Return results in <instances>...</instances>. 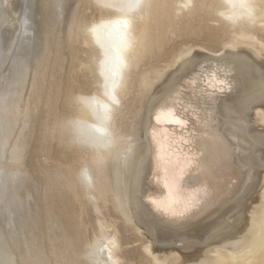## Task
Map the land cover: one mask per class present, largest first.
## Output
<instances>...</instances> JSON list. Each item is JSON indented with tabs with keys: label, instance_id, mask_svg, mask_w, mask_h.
<instances>
[{
	"label": "bare ground",
	"instance_id": "bare-ground-1",
	"mask_svg": "<svg viewBox=\"0 0 264 264\" xmlns=\"http://www.w3.org/2000/svg\"><path fill=\"white\" fill-rule=\"evenodd\" d=\"M17 1L0 0V44L5 37V34H1L4 30V33L10 35L13 41L7 47L0 45V50H6V52L3 51L5 53L0 52V69L3 68L1 63L7 60L9 48L13 47L23 23V18L20 19V10L16 7ZM52 1L54 0H42L45 2L46 8ZM97 1L100 8L102 6L111 8V11L102 13L98 20L92 23L90 21L91 24L87 30L90 33V39L102 53L98 65L102 86L99 91L86 95L80 94L77 97L78 109L73 116L66 118L63 114L64 116L61 115V118L57 117L60 115L57 103L61 98L63 85L61 82L60 86V81H62L60 77H63V72L60 70L65 67L64 64L66 65L67 54L64 50L70 43L68 46L66 45L67 38L66 41L62 38L52 39L50 22L45 23L47 26L45 25L46 31L43 32L46 35L45 38L43 37L45 39L43 49L37 52L32 60L30 58V63H28V55L25 58V54L21 55L19 49L12 59L9 73L5 75L0 73V119L5 122L4 127L2 126L3 133H0L1 264H12V262L17 264H88V259H92L93 264H126L128 260H126V256L129 254H125L126 249L125 252L121 250L123 245V239L120 236L121 229L119 230L121 226L119 227L115 220L106 216V212L110 210L109 202L113 203L114 209L124 214L125 221L131 224L133 232L139 226H146L144 227L147 228L145 231L151 238L150 241L153 240V244L144 242L145 236L142 235V240L144 239L142 247L147 259L151 262L156 261L158 264H264V193H258L252 204L249 203L250 206H247L248 209L243 218L245 223L240 227L241 229L238 227L240 234L235 230L238 232L236 236V232H234V235L231 233L232 237L226 236V240L222 236L221 239L225 241L219 238L221 242L216 243V246L219 245L220 248L226 250L216 254H214L216 246L214 244L212 248L213 244H209L210 242H207L205 247H202V244L200 247L198 245L200 249H195L192 253L185 252L184 246L177 244L163 246V249L160 250L154 245L156 244L154 241L156 233L153 235V230H155L153 228L159 224L157 223L153 227L154 225L151 226L150 222L154 221L149 220V223L147 221L148 215L153 216V220H158L167 227L166 230L172 231L181 227H195L201 221L209 222L213 216L221 212L225 213L224 211L227 209L231 208L229 211L234 210L233 212H235L234 206L237 204L236 201L239 199L242 188L250 180L252 181L255 175L258 176L254 178V180L256 178L258 180L255 185L258 187L264 185L263 180L260 181L259 170H255L257 166L255 167V163L252 161L253 153L262 146L264 148V120L262 119L264 118V63H261L263 61L259 59L255 50L247 51L244 48H239V52L211 50L210 53L207 51L195 53L196 49L193 51L195 54L191 57H188V52H184L178 57L177 55L189 42H185L187 44L181 47L184 45V41H182L183 44L178 45L181 47H178L180 51L175 52L176 47L175 49L172 47L174 52H170L165 58L159 59L158 62L139 74V85H137L139 91L144 92L148 86L155 91L153 94L148 89L153 94L154 100L152 98V108L149 107L151 108L149 120L145 126L142 125L144 130L139 131L141 126L138 129L133 128V130V126L129 125L120 132L119 136H113L110 122L113 104L118 102L119 89L126 86L130 71L132 72L131 69L138 66L141 57L146 53L148 44L152 42L154 34H151L149 24L158 6L163 7V16L168 18V22L164 25L168 34L170 32L176 34L175 27L180 29L179 21H182L183 17L200 16V12L207 8L209 12L222 14L232 23L234 30L227 40L230 44L229 49L236 48L238 44L251 45L257 48L256 51L259 55H264V34H259V29H264V0H139L137 7H131L137 3V0ZM42 4L44 5V3ZM52 9H54L53 6ZM26 17H24V21L28 19V17L25 19ZM32 21L34 23L33 19ZM71 22L74 24L73 21ZM190 26L191 24L187 23V28ZM74 28L76 29V27ZM21 33L23 34V32ZM27 34H30V30L27 31ZM75 35L73 36L75 37ZM19 37L22 36L19 35ZM71 39L73 40V38ZM70 46L72 47V42ZM165 51L168 52L169 49ZM24 52L26 53V51ZM68 59L70 60V58ZM162 67L165 68L162 70ZM160 68L162 71L159 70ZM68 79L64 78V81L67 82ZM163 82L165 85H162ZM63 87L67 89L66 85ZM65 89L64 91H66ZM63 96L65 98V94ZM64 102L62 101V104ZM163 106L174 108L186 121V126H158L154 117ZM62 108L61 113L63 112ZM134 108L136 109L134 114L138 117L140 108L138 111V107L134 106ZM40 111H43L41 113L46 114V117L52 115L55 121L54 126L51 125L53 127L46 123V120L41 123L42 127L39 125L42 128L39 131L40 140L47 142L56 138L60 145L71 133L73 141L81 142L83 146L95 149L90 156V165L80 166L79 164L80 168L77 166V172L74 170L76 176H73V179L65 175V170L61 168L60 161L55 157L53 158L54 166L42 164L35 168L39 175L35 174L31 170L32 166L29 168L27 166L29 163L25 162L26 156L32 153L33 149L30 150V148H35L30 147L31 143L36 141V138L32 141V127L38 112L41 115ZM41 116L39 120L42 121ZM46 117L44 119H47ZM68 119L71 121L70 123H68ZM13 123L19 125L18 130L12 128ZM122 123L124 122L122 121ZM138 123L135 124L138 125ZM37 124L40 123L37 122ZM55 132L56 136H53ZM154 135L157 138L155 140ZM162 136L176 146L177 156L181 158V163H183L184 157L190 158V163L184 166L181 187L174 198L177 202L170 210L160 207L163 201L169 200L163 187V171L158 160V141ZM53 140L56 144L55 139ZM43 144L40 143L39 148L47 153L46 149L50 144L45 146ZM51 144L53 145V143ZM32 146L34 145L32 144ZM28 148L31 152L29 154ZM36 149L38 150V148ZM49 152L52 151L49 149L48 155L45 154L46 157L51 155ZM110 155L115 159L117 157L125 159L120 161L121 163L114 161L115 164L111 166L108 164L109 161L106 162ZM3 159H5L4 162ZM133 161L139 162L138 168L136 167L139 174L136 178L137 184L131 187L133 166L131 163ZM102 162H105L106 165L101 164ZM66 170L68 172V169ZM67 174H72V172ZM135 175L137 176V174ZM79 183L83 185L82 195L75 191L76 185L79 186ZM249 186L251 185L249 184ZM40 187L43 188L41 191L43 193L38 191ZM251 187L250 189H252ZM37 191L43 195L37 194ZM67 191H72L75 194L74 199L77 201L81 196L89 197L99 213V216L95 218L99 229L95 233L94 244L89 250H83V247L80 249L79 245L81 244L78 242L82 241L83 237L81 238L80 234L83 230L82 226L78 228L75 226L82 222L81 216L84 210L78 209L80 213H77L78 221L77 223L73 222L74 226L69 223L74 220V217L72 209L69 208L72 206L68 207L67 201L64 203L63 193ZM247 194L244 193L245 196ZM245 201L250 200L248 198ZM188 202H192V205L186 207ZM237 209V212L241 211V209ZM253 219L256 220L257 225H255L256 223L252 224ZM135 221H139L138 227L137 223L132 225ZM223 221L221 220L220 223ZM209 226L212 228L211 225ZM231 226L233 225L231 224ZM224 230L226 229L224 228ZM163 231L165 230L163 229ZM229 231L231 232V230ZM228 232L223 234H228ZM195 236L194 238H197L198 234ZM198 239L202 240V238ZM209 247L211 248L209 249Z\"/></svg>",
	"mask_w": 264,
	"mask_h": 264
},
{
	"label": "rangeland",
	"instance_id": "rangeland-1",
	"mask_svg": "<svg viewBox=\"0 0 264 264\" xmlns=\"http://www.w3.org/2000/svg\"><path fill=\"white\" fill-rule=\"evenodd\" d=\"M58 1L59 0L52 1L53 4L50 2L52 4V6H53L54 9H52V6L50 4L49 7L47 6L48 9L50 8L49 10L45 7V2H42V0H20V1L18 0L17 1L16 7H18V10H20L19 11V13H21L20 19L23 18V21H22L23 23L21 24L20 30H22V29L23 30L22 31L19 30L18 35L15 38V43H14L13 47L11 46V48H9L8 56L6 58L7 60L4 61L3 63H1V64H3V68L0 69V73H2L3 75L9 73V67L12 65V61H13L12 59L16 55V51L19 50V49L21 50V55L25 54V56L23 55L25 58L28 55V57H27V58H29L28 59V63H30V61L32 60V57L35 56L37 54V52H39V51H41L43 49L42 47H43L44 40H45L44 39L45 38L44 36H46L44 34L45 31H46L45 25L47 26V24H45V23L50 22L51 26H49V27H51V30H52V32H51L52 33V36H53V37L51 36L52 39H54V38H56V39L60 38L61 39L62 38L63 40L66 41V38H67L68 39L67 40L68 42L66 41V45L67 46H68L69 43H70L69 44V46H70L71 45V42H72V47L71 46L70 47L68 46V47H66L67 51H65L66 49L64 50V52L67 54V56L65 58L66 61L64 60L66 62V65L64 64L65 67H63L60 70V72H63L64 73V74L62 73L63 77L62 76L60 77V74H59V77L62 79V81H60V86L62 84L67 86V89H65L66 87H63V85L61 87L62 88V91H61L62 94H63V92H66V93H64L65 94V98L63 96L64 94L63 95L61 94L62 96L60 95L61 98L58 100V103H57V106L59 107V110L58 111H60V113H59L60 115H58L57 117L58 118H61L60 117L61 115L62 116L65 115L64 117L69 118V117L73 116L76 113L77 109H78L79 102H78L77 97L80 94L86 95V94L93 93L95 91H99L101 89V86H102V84H101L102 81L101 80H102V78L99 75L98 65L100 63L99 60L102 57V53H101V50L99 49V47H97L96 44L90 39V33L87 30H88V26L93 21L98 20L100 18L99 16L102 13H106V11H111V8L108 7V6H102L100 8L99 3H98L97 0H82V1L81 0H60L59 3H58ZM96 1H97V3H96ZM18 2H19V4H18ZM14 3L16 4V2H14ZM42 3H44V5ZM54 3H55V5H54ZM15 4H13V5H15ZM22 5H23V7H22ZM42 5H43V8H42ZM13 7H15V6H13ZM55 7H57V8H55ZM157 8L158 9H156V12L153 14V17H151L150 24H149L150 25V32H151V34L152 35L154 34L153 35L152 42L148 44L146 53L141 57V62L138 64V66L137 67H133L131 69L132 72L130 71V77L128 79V82H127L126 86L123 87L124 89L123 88L122 89H119L118 102H116V104H113L114 105V108L111 110V115L112 116L110 118L111 119L110 122H111V129H112L113 136H119L120 135V132L123 129H125L126 127H129V125H130V127L133 126L132 129L133 128L134 129H136V128L138 129L141 126L139 128V131L142 132L144 130L145 123L149 120V118H148L149 117V112H150V110L152 108V105H153L152 104L153 103V100H154L153 94H154L155 91H153V89L149 88V86H148V88L145 87L146 89L144 88L145 89L144 92L139 91V89L137 87V85H139V83H138L139 82V78H140V75L139 74H140V72L147 70V68L150 67L152 64L158 62L159 59L161 60L162 58H165L166 55L169 54L170 52L171 53L174 52L175 47H176L175 52L176 51H180L179 48H181V47H183V46H185L187 44L185 42H188L189 41L188 42V45H186L185 48L183 47V49L177 55L178 57L181 54H183L184 52H188V54L190 55V56L188 55V57H191V55H194L196 52H199V51H207V52L210 51L211 52V50L212 51H217L218 50L220 52V50H231L232 52H235V51L236 52H239L240 51L239 48H244L247 51L249 49L250 50H252V49L255 50V53L258 55L259 59L262 60L263 62H261L260 60L259 61L261 63H264V55H262V54L259 55L258 51H256L257 48L254 47V46H251V45L248 46V45H245V44H238L237 47L235 46L236 48H232L233 50L232 49H229L230 44L227 42V40H229V38H230L229 36L231 35V32H233L234 28L232 26V23L229 21V19H227L222 14H215L213 12H209V10L207 8H205L203 12H200V14H201L200 16H196L195 15L194 17H192L190 15V16H187V17H183L182 21H179L180 29L175 27L176 34H171V32L168 34L167 33V29H165V27H164L165 23L168 22V18L165 17V16H163V11H162L163 10V7L162 6H160V7L158 6ZM24 11H26V12L24 13ZM57 11H58L59 14L57 13ZM72 11H73V13H71ZM22 13L24 14V16H23ZM29 15H30V17H29ZM26 16L28 17V19H27ZM68 16H70V17H68ZM24 17H26L25 19H27V20L24 21ZM47 17H49V18L47 19ZM77 17H78V19H77ZM29 19H31V20H29ZM32 19L34 20V23H33ZM71 21H73L74 24ZM90 21H91V23H90ZM214 21H215V23H213ZM75 23H76L77 26L75 25ZM187 23L191 24V26L189 28H187ZM23 24H25V25L23 26ZM48 25H49V23H48ZM54 25H55V27H54ZM22 26H23V28H22ZM74 27H76V29ZM29 30H30V34H27V31L29 32ZM4 31L1 32V34H5V37H4V40L1 41V44L0 45H3L5 47H7L8 44L10 46L13 41H12V38L10 37V35H8L6 32L4 33ZM32 31H34V32H32ZM74 31H75V33H74ZM21 32H23V34ZM31 32L34 33V34H32ZM260 33H261V35H263L264 34V29L263 30L262 29H259V34ZM57 34H59V35H57ZM19 35L22 36V37L24 36L23 38L25 40L22 37H19ZM73 35H75V37ZM164 36H166V37H164ZM27 37H30V38H28L30 41L27 39ZM32 37H34V38H32ZM71 38H73V40ZM19 39H20V41H18ZM26 39H27V41H26ZM56 39H54V40H56ZM209 40H210V43H209ZM21 41H23V42H21ZM180 41H181V43H180ZM182 41H184V45L181 46V44H183ZM219 41L222 42L223 44L220 43ZM194 42H195V45H194ZM200 43H202L204 45L207 44V45L204 47V45H202V44L200 45ZM212 43L214 44V46H213ZM208 44H209V46H208ZM215 44L217 45L216 46V49H215ZM21 45H22V47H21ZM178 45L181 46V47H179ZM208 47H209V49H208ZM222 47H223V49H222ZM15 48H16V50H15ZM24 48L27 49V50H25ZM68 48H70V50H68ZM167 49H169L168 52L165 51ZM1 50H0V52H2V53H5L6 52L5 49H3L2 51ZM3 51H5V52H3ZM24 51H26V53ZM193 51H195V53ZM67 52H69V53H72L73 52V53L70 55ZM68 55H69V57H68ZM30 58H31V60H30ZM68 58H70V60ZM8 59L10 60L11 63L9 62ZM164 68L165 67H162V70ZM159 70L162 71L161 68ZM66 73H67V75H66ZM64 75H66V76L64 77ZM64 78H65V80L68 79V81L67 82L64 81ZM263 80H264V78H263ZM61 82H62V84H61ZM163 84H164V82L162 83V85ZM162 85L159 86V88L160 87L162 88ZM63 88L66 91H64ZM125 88H126V90H125ZM148 89H150V91L153 94ZM67 90H69V91L67 92ZM62 97H63V99H62ZM152 98H153V100H152ZM61 100L63 102L65 100V102L67 101L68 103L67 102L66 103L64 102L62 104V101ZM148 102H150V103H148ZM118 103H120V104H118ZM136 105H138V106H136ZM134 106L135 107H138L137 111L140 108V110L138 111L139 112L138 117H136V115L134 114L135 113L134 110H136L134 108ZM150 106H151V108H149ZM61 108H62V111H63L62 113H61ZM66 108H67V110L64 111V109H66ZM130 108H132V109H130ZM58 111H57V114H58ZM41 112H43V111H40V113ZM70 113H71V115H70ZM43 114L44 113H41V115H42L41 116L39 114V112H38L37 117L35 119L36 120L37 119L39 120V118L41 116L42 117V121H41V119L39 121H36L35 120L34 123H33V127H32L33 129L31 128L32 129V138H33L32 141L35 138H36L35 139L36 141L34 143L32 142L31 143V146H30V147H35V148H30V147L29 148H30V150L33 149V150H31L32 153H34V151H36V152L34 153L33 156H31L32 153L30 152V150L28 148V151H29L28 154L29 153H31V154L29 155L30 158H29V156H26L25 162L26 163H29V164H27V166H29V168L32 166L31 167V170H33V172L35 174L37 173L39 175V173L36 172L37 170L35 168H38L39 166H42V164L43 165H46V166L49 165L51 167H52V165L54 166L55 164L53 163V158L55 157V158H57L60 161L61 168L64 169L65 172H66L65 175H67L68 177H70V178L73 179L76 176L74 174V170H75V172H77V169H76L77 166L80 168L81 165H90L89 164L90 163V156H91L92 152L95 151V149L94 148H91L90 149V148H88L86 146H83L81 144V142L73 141L72 138H71L72 137L71 133L68 134L66 140L62 144H60V145L58 144V141H57L56 138H52V139L48 140L47 142H49V143L40 140L41 139V136H39V133H40L39 131L42 129V128H40V126L42 127V124L41 123L44 122L45 120H46L45 122L46 123H49L50 126L55 123L54 117L52 115H51L52 116L51 117L47 113L49 116L46 117L47 115L46 114L43 115ZM38 115H39V117H38ZM43 116L46 117L47 119H44ZM262 119L264 120V118H262ZM122 121L124 123H122ZM2 122H3V119H0V124ZM37 122L40 123V124H37ZM70 122L71 121L68 119V123H70ZM134 122L136 124L138 122L139 123H138V125H136ZM4 124H5V122H3L0 125V133L1 134L3 133V130L2 129L4 127ZM122 124L124 126L125 125L126 126L124 127ZM142 125H144V126H142ZM11 126L15 130H18V128H19L18 127L19 126L18 124L16 125V124L13 123ZM53 126H51V127H53ZM36 127H38V128H36ZM34 130H35V132L33 133ZM36 133H38V134H36ZM36 135H38V136H36ZM53 136H56V132L53 134ZM37 139H39L38 142H37ZM53 139H55L57 146H56V144H55V142H54ZM39 142L41 144H43L45 142L43 144L44 146L50 144V145H48L49 148L46 149L47 150V153H46L45 150H43V151H42V149L40 150L39 147L41 145H39L40 144ZM51 143H53V145ZM138 143H139V141H138ZM32 144L34 146H32ZM55 146H56V148H55ZM36 148H38V150ZM49 149H50V151H52V152H49V155L50 154L51 155L48 156V157H46V155H48ZM263 149H264L263 146L260 147V149L257 151L258 153L257 152L253 153V157H252V161L255 163V167L257 166L255 170H259L260 181L263 180L262 182H264V168H263V166H264V164H263L264 163V157H263L264 156V152L263 151L264 150ZM37 151L38 152L40 151V152L38 153ZM259 152L260 153L262 152V153L260 154ZM260 155H261V157H260ZM51 156H52V158H51ZM44 157L45 158H48V159H45ZM257 157H258V159H257ZM31 159L33 160L34 163L32 162ZM114 159H115V157H112L110 155V156L107 157L106 162H108V161L110 162L111 161L112 164L109 163V162H108V164H110L112 166L116 162L121 163L120 161H122L125 158L123 157L121 159L120 157H117V159H115V160ZM4 160L5 159H3L2 161L4 162ZM114 161H115V163H114ZM85 162H87L88 164L85 163ZM133 163H131V165H133L135 168L132 166V181H131V187H133L134 184L135 185L137 184L136 183L137 182L136 181L137 180L136 178L138 177V174H139V172H138L139 170L136 169V167L138 168V166H139L138 165L139 162L137 163V161L136 162L133 161ZM79 164H80V166H79ZM101 164L106 165L105 162H102ZM260 164H263V165H260ZM261 168H263V169H261ZM66 169H68V172H70V173L72 172V174H67L68 172H67ZM134 170L137 171L138 173L135 172ZM135 174H137V176ZM71 175H72V177H71ZM256 176L257 175H255L253 177L252 181L250 180L247 183V185L242 188L241 194L239 195V199L236 201L237 204H236V206H234L235 207V212H233L234 210L230 212L229 210H231V208L230 209H227V211H224L226 214L223 213V212H221L220 214H217L216 216H213L212 218H210L209 222L206 221L204 223V222L201 221V223L199 222V224L196 223L198 225H196L195 227H191V226H189V227L188 226L187 227H181L180 229H177L179 231H177V230H173L172 231V230H169V229L166 230L167 229L166 226H164L162 223H160L156 219L153 220V218H152L153 216L150 217L148 215L147 216L148 223L150 221H154V222H150L151 226L154 225L153 227H155L157 225V223L159 224L155 228H153V229H155V230L158 231V233H157V231L153 230V235H154V233H156L154 235V237L156 238V239L154 238L155 239L154 241H156L155 242L156 244H154V245H156L158 249L162 250L163 249V246L167 247V246H169L171 244H173V245L177 244V245L184 246L183 248H184V251L185 252L192 253V251L194 252L195 249L196 250L197 249H200L199 247H200L201 244H202L201 245L202 247H205L210 242L209 244H211V245L213 244L212 245V248H213L214 244L216 246V243L221 242L220 239L222 238V236H223V238L225 240L227 239V238H225L226 236L227 237H229V236L232 237L231 235L232 234L234 235V232H236L239 229H241L240 227H242L243 226V223H245V220H243V218L245 217V212L248 209L247 206H250L249 203L252 204L253 199H255L256 196H258V193H260V194H263L264 193V185L261 186V187H258V186L255 185V183L257 184L256 181H258L257 178L254 180V178ZM249 184L251 186L252 185L253 186L251 187V186H249ZM78 185L79 186L76 185L75 191L77 193H79L80 195H82L81 191L83 189V187H82L83 185L80 184V183ZM250 187L252 189H250ZM247 189H248V191H250V190L251 191L248 192ZM38 191H40V192L43 191V188L40 187L38 189ZM38 191H37V194H39V195H41V193H43V192L40 193ZM244 191H246V192H244ZM242 192H244L246 194L248 192V194L245 196L244 193H242ZM251 192H253V193H251ZM63 194H64V200H65L64 203H66V201H67L66 205L68 204L67 205L68 207L69 206H72V207H69L70 209L73 210V211L71 210V212H73L72 215L74 217L73 218L74 220H72L71 222H69L71 224V226L72 225L74 226L75 223H73V222L76 221V223H77V221H78V216H77L78 214L77 213H80L79 210H81V209L84 210L83 215L81 216L82 222L81 223H78L80 226L78 224L75 225V226L77 228L82 226L81 228L83 230V231H81V234H80L82 236L79 235L81 238L83 237L82 238L83 243H81L82 241L81 242L80 241L78 242V243L81 244V245H79V247L81 246L80 249H82V247H83L84 248L83 250H89V249H91V247L94 244V241H95V233H97V231L99 229L98 222L95 219L97 216H99V213L96 211V208H94V204H92V201L89 199V197L81 196L80 197V200L77 201V200L74 199L75 198V196H74L75 194L72 191H67V192H64ZM243 196H245V197H243ZM248 198H249L250 201H245L246 199L248 200ZM70 201H72L71 202V205H69L70 204ZM243 201L245 202L244 204H243ZM241 204H243V205H241ZM112 205H113L112 202H109L108 203V207H110V210L111 211L109 210L110 212L109 211L106 212V216H107V218L109 217V219L115 220V222H117V224L119 225V227L121 226L119 228V230L121 229L120 236H122V239L124 240V241L122 240V242H123L122 244L123 245H122L121 250L123 252H125V249H126L125 254L126 255L129 254L127 256L125 255L126 256V260L128 259L126 261V264H136V263L137 264H139V263L140 264H151V263L152 264H158V262H156V261L151 262V261H149L147 259L146 255L144 253L143 247H142L143 244H144L143 243L144 239H145L144 242H146V243H152L153 242V240L150 241L151 238L149 237V235H147V233L145 231V230H147V228L146 229L144 228L146 226H144V227L143 226H139L138 227V222L139 221L138 222L135 221L134 223H132V225L137 223V227L138 228H137V230H134L135 232H133L132 231L133 229H131L132 226H130L131 224L129 222L125 221L126 219H125L124 214L121 211H119L117 209H114V207ZM242 207H244V208H242ZM245 207H246V209H245ZM74 208H75L76 212H74L75 211ZM236 209L237 210L241 209L242 212L240 210H239V212H237ZM244 209H245V211H244ZM145 213H146V211H145ZM147 214H148V212H147ZM221 214H223V215H221ZM224 216H225L226 220H225V218H223ZM230 216H232V217H230ZM233 216H234V218H233ZM76 217H77V219H76ZM228 218H229L230 221L228 220ZM211 219L212 220L214 219V220L212 221ZM218 219H220V220H218ZM221 220H224L223 222L225 224L223 222L220 223ZM253 220H254V222H252ZM253 220L251 221L252 224L254 225L256 223L255 225H257L256 220L255 219H253ZM133 221H134V219H133ZM219 224H220V226H219ZM229 224L230 225L232 224L233 226L230 227ZM96 225H97V228H96ZM209 225H211L212 228ZM239 225H241V226H239ZM122 226H124V228H122ZM160 226H161V228H159ZM203 226H204V228H203ZM223 226H224V228L226 230H228V229L231 230V232L229 230H228L229 232L226 231V230H224ZM157 227H158V229H157ZM207 227H208V229H207ZM238 227H239V229H238ZM221 228H223V229H221ZM163 229L167 233L165 231H163ZM196 229L198 231L197 233H196ZM128 230H130V231L128 232ZM211 230H214V231H211ZM219 230L220 231H223V232H220ZM176 231H177V233H176ZM200 232H202V233H200ZM213 232H216V234H213ZM219 232H220V234H218ZM224 232H228V234H223ZM238 232L235 233V236H236L237 233L240 234V231H238ZM174 233H176V234H174ZM191 233H192V235H191ZM197 234H198V237L197 238H194V236L195 235L197 236ZM200 234H201V236H199ZM142 235L145 236L143 240H142V238H143ZM182 235H184V236L182 237ZM125 236H129L130 238H128V237L125 238ZM173 236H175V237L173 238ZM178 236H180V237H178ZM169 237H170L171 240L168 239ZM135 238H137V239H135ZM159 238H160V240H159ZM198 238H202V240L201 239H198ZM179 239H180V241H179ZM224 239H221V240L222 241H225ZM165 240L166 241L169 240V241L166 242ZM134 241H136V242H134ZM124 242L125 243L127 242V243L125 244ZM159 243H160V245H159ZM166 243H167V245H166ZM198 245H199V247H198ZM135 247H136V249H135ZM217 247L220 248V246L217 245L216 247H214V248H216V250L212 249V250H214V254L219 253V251H225L226 250V249L223 250V248H220L219 249ZM210 248L211 247H209V249ZM152 257H153V255H152ZM129 258L130 259L133 258V259L130 261ZM87 262H88V264H93L92 259H88ZM14 263L17 264L16 262H14ZM14 263L12 262V264H14ZM0 264H1V261H0ZM7 264H11V263H7Z\"/></svg>",
	"mask_w": 264,
	"mask_h": 264
},
{
	"label": "snow or ice",
	"instance_id": "snow-or-ice-1",
	"mask_svg": "<svg viewBox=\"0 0 264 264\" xmlns=\"http://www.w3.org/2000/svg\"><path fill=\"white\" fill-rule=\"evenodd\" d=\"M139 6V0L131 7ZM155 122L158 126L164 127L166 125L186 126V121L176 112L172 107H161L155 117ZM154 140L157 139L154 135ZM176 146L168 139L162 136L158 141V160L163 171V187L169 200L163 201L160 207L164 210H170L175 202L174 198L181 187V180L183 179L184 166L190 163L189 157L181 158L177 156ZM162 154V155H160ZM156 203L155 201H152ZM192 202H188L186 207L191 206Z\"/></svg>",
	"mask_w": 264,
	"mask_h": 264
}]
</instances>
